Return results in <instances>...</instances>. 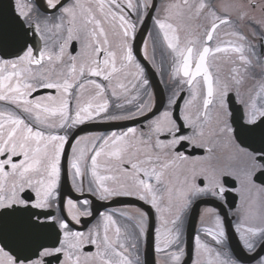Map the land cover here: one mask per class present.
<instances>
[{"label": "snow or ice", "instance_id": "obj_1", "mask_svg": "<svg viewBox=\"0 0 264 264\" xmlns=\"http://www.w3.org/2000/svg\"><path fill=\"white\" fill-rule=\"evenodd\" d=\"M37 7L15 0L23 42L14 59L6 58L0 47V264H54L52 258L55 264H141L134 253L145 236L148 217L139 208L118 213L123 224L113 214H101V221L87 233L72 230L66 218L49 211L60 205L76 223L92 215L89 200L63 199L65 159L77 192L83 193L87 179V191L99 200L130 197L155 209L160 222L155 251L164 253L171 264H180L184 255L181 225L192 202L201 197L223 199L229 190L240 197L235 231L244 250L254 253L258 245L264 249V77L244 98L253 58L264 71V54L257 56L249 38H259L264 49V0L222 4L224 15L206 0L166 4L163 17L157 15L154 24L171 60L170 79L189 93L181 110L183 125L173 118L174 94L168 108L149 120L147 132L129 127L105 137L75 138L74 143L69 137L78 125L134 119L152 110L149 80L132 45L137 24L156 6L152 0H72L67 5L46 0V9L57 11L52 15L36 12ZM237 20L248 34L237 29ZM221 26L232 29L226 34L235 39L220 42ZM29 34L38 36L43 46H31ZM5 40L0 32V46ZM73 42L80 50L67 54ZM147 49L145 42V59ZM155 51L153 39V63ZM221 59L234 65L226 79H221L216 63ZM128 77L133 79L125 84ZM132 89L135 93L128 98ZM42 90L55 94H37ZM141 90L149 100H140ZM109 93L117 101L114 106ZM230 93L242 105L238 117L229 107ZM126 104L134 107L110 111L125 109ZM182 128L191 131L184 134ZM181 145L204 154H186L179 150ZM208 212L214 228L203 232L221 247H210L197 235L198 258L193 264H201L199 257L205 253L213 254L208 264H238L223 250L220 217ZM54 231L52 243L42 241L44 234ZM89 245L95 251L86 250Z\"/></svg>", "mask_w": 264, "mask_h": 264}, {"label": "flooded vegetation", "instance_id": "obj_2", "mask_svg": "<svg viewBox=\"0 0 264 264\" xmlns=\"http://www.w3.org/2000/svg\"><path fill=\"white\" fill-rule=\"evenodd\" d=\"M3 2V10L0 11V14H7L10 12H14L15 8V0H1ZM173 2V0H157V6L155 11L151 16V20L149 23L148 28H146V20L149 18L151 9L148 10V14L142 17V22L137 24V33L135 36V40L133 41V53L136 57L137 61L141 64V66L145 69L144 75L149 80V86L147 92L151 93L150 103L152 105V110L149 111L146 115L137 116L134 119L123 120V121H107V120H95L91 122H86L82 125H78L76 128L71 130V137L75 134V132L81 127H89L94 128L97 127L98 129L95 131H87L81 133L76 138L79 137H105L111 134V132L115 131L117 133L125 131L129 127H135L139 131L147 132V124L151 118H154L155 115H158L159 112L164 111L169 106V100L173 98L175 94V103L172 105L171 111L173 113V118L177 120L179 125H183V120L181 119V110L184 108V100L188 98V91L186 86L178 87L177 82L170 79L169 73L171 70V60L168 58V50L166 46L163 45L162 38L160 37L158 30L154 24V18L157 15L163 17L164 12L163 8L166 4ZM198 2V0H197ZM207 3H210L218 14L224 15L225 13L221 10V5L226 3L235 2V0H206ZM61 3L67 5L72 3V0H61ZM21 4H35L38 7L35 9L36 12L41 14H57L56 9H46V0H21ZM46 9V11H45ZM15 14V12H14ZM259 19L261 17V13L257 12L255 14ZM133 20H136V16L132 17ZM233 19L236 20L235 14H233ZM237 29L245 34H248V28L245 24L241 23L240 21H236ZM232 29L221 26L218 29V40L220 42H224L227 40H234V37L227 35L226 33L230 32ZM14 39L9 40L8 48H5L4 52L7 54L6 58L14 59V53L18 51L17 49V40L16 34L13 35ZM252 43L255 45V52L257 56L264 52V49L261 48V41L259 38H252ZM28 39L31 41V46L38 49L43 46V42L39 39V37H33L29 34ZM153 39L156 40V51H155V62L153 63L151 57L153 55ZM147 42L148 44V59L144 57V44ZM73 45L75 46L73 48ZM73 45H70L69 48L66 50L67 54L75 55L79 50L80 46L73 42ZM67 54L65 59L67 60ZM223 57V54H219ZM220 66V76L221 79H226L231 75V69L234 66L231 62H226L224 59H221L216 62ZM130 71H135L134 69H130ZM215 72V69H213ZM249 77L247 78L245 85H244V98H248V90L251 89L254 93L256 91V84L257 82L264 77V71L261 70L260 67L257 66L256 58H253V64L249 68ZM92 79H98L93 77ZM133 79L132 77H128V79L124 80V83L127 84L128 80ZM151 79L154 80L155 84L151 82ZM157 81V82H156ZM115 84V81L113 82ZM130 87V85H129ZM117 91H120L117 89ZM43 94H55L54 90H42ZM147 92L141 90V101L149 100V96ZM135 93V89H132L129 94L128 98ZM40 94V93H37ZM42 95V94H41ZM163 95V100L161 96ZM108 98L110 103L114 106L117 101L116 99L112 98L110 93L108 94ZM120 102H124L122 98ZM2 103V102H0ZM135 103V102H134ZM11 107V106H9ZM133 105H125V109L117 110L114 107L110 108V111H126L129 108H133ZM229 107L233 111L235 116L242 115V105L236 102V97L233 93L229 94ZM117 125H126L123 129L119 130H101L102 127L107 129L109 126H117ZM184 134H189L190 129L182 128ZM75 142V139L72 143ZM66 147V146H65ZM179 150L184 151L186 154L191 155H203V151L201 149H192L190 146L185 147L181 145ZM68 156H71V147L69 150ZM67 176V185L65 186L64 194H62L64 201L71 198L74 201H81L87 199L90 201L88 205L89 211H91V216H85L80 218V223H76L71 221L70 218H67V212L63 210L62 206L57 205L54 206L51 211L53 216H62L67 219L70 227L74 231H81L87 233L89 229L94 228L100 221H101V214H113L114 217L118 220L119 223L123 224L125 221L122 217L118 215L120 212H131L134 213L136 208L142 210L148 217L147 225H146V233L145 236L139 241L138 243V254L140 257L141 264H146L145 255L148 250L152 251V263L153 264H171V261L164 253H157L155 251V229L159 226V221L157 219V213L155 209H152L150 205L144 204L142 201L136 200L130 197H114L107 201H102L96 198V196L92 195L90 192L87 191L88 182L87 179L84 181V191L83 193L77 192L71 183L70 176ZM63 183V174L61 178V187ZM84 197V198H83ZM115 202H120L118 206H115ZM207 202V204H202L197 209V216L195 218V226H194V236H193V243H192V259L191 263L196 260L198 257L195 251V237L199 235L201 237L202 242L208 244L210 247L220 248L221 246L215 245V243L211 240V237L206 235L203 232V228L209 227L214 228V217L209 214L208 209H211L216 215H218L223 223L224 230H225V244L223 246V250L229 252L233 259L238 261V264H260V260L264 258V253L256 260L251 261L249 258L253 257L258 251L262 250V248L258 245L257 250L254 253H248L244 250L243 244L240 241L239 234L235 231V225L238 221L237 211L241 208V201L240 197L236 194L235 191L229 190L224 193L223 199L217 197H201L196 199L192 202L191 206L188 210L184 213L182 225H181V247L184 250V255L181 258L180 264H183L186 260L187 252H188V240H187V223L189 221L190 212L192 207L196 206L197 204ZM60 209L59 211L57 209ZM92 219V220H91ZM90 220V221H89ZM88 226H85V224ZM58 231V230H57ZM55 234V235H54ZM52 238L50 239L49 243H52L56 238V232L52 234ZM90 247L91 251H95L92 246ZM235 252L243 253L244 256L241 260L235 256ZM211 253L202 254L199 259L201 260V264H208V261L212 259ZM55 264V258H52Z\"/></svg>", "mask_w": 264, "mask_h": 264}, {"label": "water", "instance_id": "obj_3", "mask_svg": "<svg viewBox=\"0 0 264 264\" xmlns=\"http://www.w3.org/2000/svg\"><path fill=\"white\" fill-rule=\"evenodd\" d=\"M155 2H156V0H154V5H155ZM0 9H2V2L1 1H0ZM12 17H13V14H12V11L11 10H10V15H4V16L0 15V32H3L5 34V36H6V40H5L4 43L8 44L7 41L12 40L14 38V36H13L14 34H16V39L17 38H20V42L22 43L23 42L22 32L20 34V30H19L20 28H19V25L17 23V19L16 18L14 19ZM2 24H3V26H2ZM147 24H148V20H147L146 25ZM4 43H3L2 46H0V47H2V49L5 48V47H7V46L4 45ZM152 81L155 84L154 80H152ZM155 87H156V84H155ZM118 128H120V127H113V129H118ZM63 168H65V162L64 161H63ZM66 183H67L66 181H63V184H64V192L67 191V190H65V186L67 185ZM64 192L62 194H64ZM195 215H196V212L193 214V211H192V213L190 215V220H189V223H188L187 240H188L189 250H188V257H187V259H186V261H185L184 264H188L189 260L191 259L192 239H193V233H194V218L193 217H195ZM53 233H55V231L52 232L51 234H47V233L44 234L41 237L42 241L45 242V243H49L50 242V239L53 236L52 235ZM235 255L238 258H240V259L243 258L242 257V254H240V253H237L236 252ZM259 255H260V252H258L255 255V258L257 256H259ZM255 258H252V259H255ZM146 260H147L146 261L147 264H153L152 263L153 262L152 261V256H151L150 253H148L146 255Z\"/></svg>", "mask_w": 264, "mask_h": 264}]
</instances>
